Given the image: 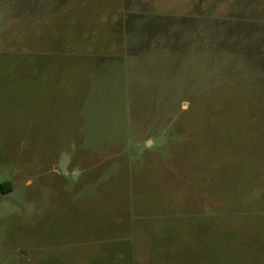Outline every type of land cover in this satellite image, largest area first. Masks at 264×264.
I'll return each mask as SVG.
<instances>
[{
	"label": "rangeland",
	"instance_id": "rangeland-1",
	"mask_svg": "<svg viewBox=\"0 0 264 264\" xmlns=\"http://www.w3.org/2000/svg\"><path fill=\"white\" fill-rule=\"evenodd\" d=\"M0 264H264V0H0Z\"/></svg>",
	"mask_w": 264,
	"mask_h": 264
},
{
	"label": "crops",
	"instance_id": "crops-1",
	"mask_svg": "<svg viewBox=\"0 0 264 264\" xmlns=\"http://www.w3.org/2000/svg\"><path fill=\"white\" fill-rule=\"evenodd\" d=\"M97 62L102 63L103 61L97 59ZM64 159L65 160H61L62 167H66V168L68 167L69 168L71 161H69V163H68V158H64Z\"/></svg>",
	"mask_w": 264,
	"mask_h": 264
},
{
	"label": "trees",
	"instance_id": "trees-1",
	"mask_svg": "<svg viewBox=\"0 0 264 264\" xmlns=\"http://www.w3.org/2000/svg\"><path fill=\"white\" fill-rule=\"evenodd\" d=\"M9 190V189H8ZM5 192V191H4Z\"/></svg>",
	"mask_w": 264,
	"mask_h": 264
}]
</instances>
